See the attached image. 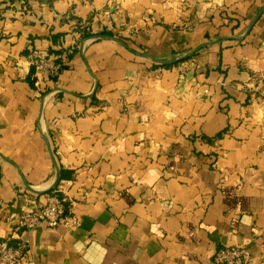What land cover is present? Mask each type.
I'll use <instances>...</instances> for the list:
<instances>
[{"label": "crops", "instance_id": "crops-1", "mask_svg": "<svg viewBox=\"0 0 264 264\" xmlns=\"http://www.w3.org/2000/svg\"><path fill=\"white\" fill-rule=\"evenodd\" d=\"M263 6L0 0V241L29 240L18 264H216L226 246L264 264V11L243 36ZM58 172L79 225L22 231Z\"/></svg>", "mask_w": 264, "mask_h": 264}, {"label": "built area", "instance_id": "built-area-1", "mask_svg": "<svg viewBox=\"0 0 264 264\" xmlns=\"http://www.w3.org/2000/svg\"><path fill=\"white\" fill-rule=\"evenodd\" d=\"M85 30L88 34H93L88 26H85ZM56 57L50 53L33 51L30 62L43 78L53 79L61 69V63L56 62ZM61 191L59 188L51 190L45 203L22 211L19 217L22 231H32L41 225L51 228L79 225L77 217L67 205V198L60 195ZM29 254V240H21L16 245L0 241V264H18L29 258ZM213 260L216 264H253V256L247 246L219 248L214 253Z\"/></svg>", "mask_w": 264, "mask_h": 264}, {"label": "water", "instance_id": "water-1", "mask_svg": "<svg viewBox=\"0 0 264 264\" xmlns=\"http://www.w3.org/2000/svg\"><path fill=\"white\" fill-rule=\"evenodd\" d=\"M263 11H264V6H263L262 9L260 10V12H259V14L256 16V18H255V19L249 24V26H248V28H247V30L245 31V33H244L243 36H246V35L249 33V31L252 29V27H253L255 21H256L257 18L262 14ZM220 40H221V38H218V39H216L214 42H218V41H220ZM177 58H178V57L176 56V57H173V58L170 59V60H176ZM170 60H169V61H170ZM166 61H167V60H166ZM59 180H60V175H59V172H58L57 177H56V180L54 181V183H53V185L51 186L50 189L55 188V187L57 186V184L59 183Z\"/></svg>", "mask_w": 264, "mask_h": 264}, {"label": "trees", "instance_id": "trees-1", "mask_svg": "<svg viewBox=\"0 0 264 264\" xmlns=\"http://www.w3.org/2000/svg\"><path fill=\"white\" fill-rule=\"evenodd\" d=\"M86 35L88 36V35H90V34H86ZM91 35H110V33L105 32V31H103V32H101V33H99V32H93V34H91Z\"/></svg>", "mask_w": 264, "mask_h": 264}]
</instances>
